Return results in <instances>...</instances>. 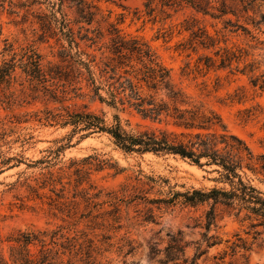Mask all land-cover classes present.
I'll list each match as a JSON object with an SVG mask.
<instances>
[{
  "label": "rangeland",
  "instance_id": "1",
  "mask_svg": "<svg viewBox=\"0 0 264 264\" xmlns=\"http://www.w3.org/2000/svg\"><path fill=\"white\" fill-rule=\"evenodd\" d=\"M89 1L95 5L96 12L90 27L101 31L102 42L110 39L112 28L122 36L145 42L171 70L177 87L193 101L219 114L227 130L242 138L255 154H264V92L252 87L247 75L234 69L235 63L231 68L199 70L197 57L211 52L202 49L191 52L179 46L189 38L185 20L194 17L193 23L211 34L221 29V23L188 7L175 10L162 6L157 0L150 7L145 6L147 0ZM59 2L0 0V65L12 58L16 63L9 81L0 83V248L3 254L9 253L11 243L7 237L18 230L37 232L64 226L72 235L74 230L85 231L97 244L102 233H109L112 246L96 256L102 264L131 261L157 264L165 257V247L178 232L181 243L186 245L185 254L192 257L195 242H200L205 231L201 222L208 206L190 207L179 201L169 206L151 205L144 199H166L171 190L220 186L213 180L217 174L210 167L199 168L173 156L125 154L112 145L108 136L101 134L81 140L75 136L69 141V128L38 121L45 109L55 110L62 105L75 108L88 102L74 97L72 92L65 94L62 102L52 101L40 86L33 88L22 72L21 65L32 50L41 56L45 67L60 63L58 55L63 41L59 40V29L44 26L52 6L60 8L75 32L83 24L75 22L79 14L72 3L64 1L60 5ZM261 11L264 13V1ZM261 38L264 40V34ZM229 39L244 47L247 62L253 61L258 71H264V45H256L243 36L230 35ZM242 67L240 63L239 69ZM53 83L50 79L46 85L53 89ZM90 108L105 113L107 118L116 112L98 104L90 103ZM119 114L132 127L148 124L128 109ZM61 145L65 146L56 157L53 151ZM87 156L108 159V162L101 167L87 165L88 173L79 176L73 162ZM147 177L158 181L153 183ZM251 177L253 184L264 191V184ZM98 190L100 197L85 198L84 191L89 197ZM108 192H115L123 199L115 224L117 229L107 230L97 224L112 221L109 214L95 217L96 213L111 209L108 203L102 208L92 206L108 200ZM147 207L153 208L152 221H145ZM217 212L218 227H211L209 235H217L219 243L200 256V264H212V257H225L230 264L264 263V232L253 237L251 231L247 233V224L239 223L224 208L219 207ZM126 241L135 247L132 253H127L128 246L121 247ZM236 244L239 247L234 248ZM204 246L202 243L201 248ZM204 257H208L205 262Z\"/></svg>",
  "mask_w": 264,
  "mask_h": 264
},
{
  "label": "trees",
  "instance_id": "2",
  "mask_svg": "<svg viewBox=\"0 0 264 264\" xmlns=\"http://www.w3.org/2000/svg\"><path fill=\"white\" fill-rule=\"evenodd\" d=\"M59 1L60 5L64 1L72 3L79 14V19L75 22L83 24L75 32L65 15L61 14L60 8L52 6L44 26L53 25L58 28L59 40L65 42V45L63 42L60 44V63H49L45 67L41 56L32 50L27 55V61L21 65L22 72L33 88L40 86L52 101L62 102V97L72 92L74 97L88 99V102L84 101L75 108L62 105L55 110L45 109L38 121L50 126L69 128V141L75 136L81 140L93 134H101L108 136L112 145L125 154L173 156L199 168L210 167V171L217 174L213 180L221 184L186 191L171 190L166 199H144L151 205L169 206L179 201L190 207L208 206L201 222L205 231L200 242H195L193 256L185 254L186 245L181 243L178 232L170 239L165 247V257L159 259L157 264H200V256L209 247L219 243L217 235H209L211 227H218L219 207L224 208L239 223L247 224V233L251 231L253 237L264 232V191L253 184L251 177H256L264 184V154H255L242 138L227 130L219 114L202 103L193 101L177 87L172 81L171 70L159 61L145 42L122 36L115 28L110 31V39L102 42L101 31L90 27L96 15L92 1ZM153 1L155 0H147L145 6L150 7ZM157 1L162 6L175 10L188 7L196 14L221 23V29L211 34L195 25L194 17L190 21L185 20L189 38L179 44L181 49L211 52V55L202 53L197 57L199 70L231 68L235 63L234 69L246 74L250 85L264 92V71H258L253 61L247 62L244 58L248 54L244 47L229 39L230 35L243 36L256 45H264L261 38L264 34V13L261 11L264 0ZM150 11L153 9L150 8ZM240 63H243L241 69ZM15 68L14 58L4 60L0 65V83L8 82ZM50 79L55 81L53 89L46 85ZM58 92L62 95L59 96ZM90 103L106 106L116 112L107 118L105 113L92 110ZM127 109L135 112L148 124L132 127L119 114ZM64 146L53 151L56 157ZM47 162L50 164V161ZM107 162L108 159L87 156L73 164L75 173L83 176L88 173L87 165L101 167ZM147 179L153 183L158 181L152 177ZM84 193L86 199L101 195L100 190L89 197L86 196L88 192ZM106 196L108 200L95 202L92 206L102 208L103 204L108 203L111 209L97 211L95 217L109 214L112 221L97 224L107 230L117 229L119 227L115 224L118 223L120 202L123 199L115 192H108ZM146 213L145 221L155 218L152 207H147ZM69 230L64 226L37 232L18 230L6 239L11 243L8 256L0 248V264H102L96 256L112 246V236L102 233L97 244L96 239L89 237L85 231L74 230L72 235L68 233ZM202 243L205 244L204 248H201ZM124 246H128L127 253H132L135 249L130 241H126L121 247ZM235 247L239 245L236 244ZM224 258L212 257V264H230ZM207 260L208 257L203 258V262Z\"/></svg>",
  "mask_w": 264,
  "mask_h": 264
}]
</instances>
